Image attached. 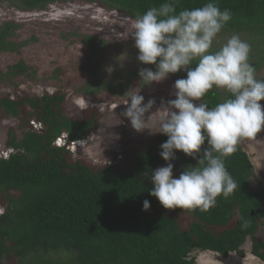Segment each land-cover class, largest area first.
<instances>
[{"label":"trees","instance_id":"obj_1","mask_svg":"<svg viewBox=\"0 0 264 264\" xmlns=\"http://www.w3.org/2000/svg\"><path fill=\"white\" fill-rule=\"evenodd\" d=\"M25 10L45 9L55 2L74 0H10ZM135 18L165 0H85ZM209 0H178L177 11L201 7ZM221 10L232 16L217 37L238 34L251 46L250 62L256 74L264 70V0H215ZM20 24L0 23V53H20L27 40L15 39ZM89 51L83 69L89 78L75 87L80 96H97L104 92L127 97L131 82L141 81L139 70L126 76L116 72L113 80L98 75L94 56L106 47L95 34H79ZM218 50L224 43L216 44ZM195 67V65H192ZM156 70L155 65L149 67ZM36 69L24 60L0 70V85L15 84L20 76L35 77ZM173 79L186 78L180 71L169 74ZM222 89H213L204 97L209 107L227 98ZM66 93L26 95L0 98V109L20 117L24 127L21 138L9 132L7 146L14 149L9 158L0 159V264L10 259L14 264H196L194 249L211 251L224 257L248 252L264 261V240L257 237L264 229V186H252L255 167L243 147L225 160L238 187L227 199L218 197L208 211L165 209L148 189L152 186L151 170L166 165L160 145L167 136L160 132L143 144L129 143L117 162L96 164L74 158L66 147L54 145L62 134L68 141L86 138L97 116L85 120L64 114ZM264 102V101H263ZM198 103V102H197ZM28 108H31L30 112ZM25 112H24V111ZM31 117L41 122V130L31 126ZM26 127V130H25ZM127 135V133H125ZM203 147H207V142ZM172 161L177 175L197 160L177 150ZM150 201L143 210V201ZM187 214L188 224L178 218ZM253 212V213H252ZM244 222L248 226L242 227ZM251 240V248L244 245Z\"/></svg>","mask_w":264,"mask_h":264},{"label":"clouds","instance_id":"obj_2","mask_svg":"<svg viewBox=\"0 0 264 264\" xmlns=\"http://www.w3.org/2000/svg\"><path fill=\"white\" fill-rule=\"evenodd\" d=\"M177 3L165 0L159 7L137 14L133 24L138 61L156 68L139 69L144 85L161 82L169 74L187 73L174 83L176 98L162 107L165 114L159 119L158 132L168 138L160 145V155L167 163L151 170L148 191L165 209L205 212L216 206L218 197L227 199L238 187L225 160L243 140L255 139L264 130V80L256 77L250 62V44L238 34L213 50L218 34L231 19L230 9L221 10L215 0H209L201 7L177 11ZM213 89H222L228 96L209 107L204 97ZM144 101L140 91H133L121 113L138 132L150 129L146 124L152 113L146 114L156 103L151 98ZM31 126L37 131L43 127L36 119ZM67 138V133L62 134L54 145L69 149V143L79 141ZM205 142L207 147H203ZM177 150L197 160L178 177L172 163ZM12 153L14 149L9 155L0 153V159ZM150 207L145 199L143 210ZM247 226V222L242 225Z\"/></svg>","mask_w":264,"mask_h":264},{"label":"rangeland","instance_id":"obj_3","mask_svg":"<svg viewBox=\"0 0 264 264\" xmlns=\"http://www.w3.org/2000/svg\"><path fill=\"white\" fill-rule=\"evenodd\" d=\"M14 21L20 24L15 39L27 40L20 53L1 52L0 70L5 71L8 66L24 60L36 69L35 77L20 76L15 84L0 85V98L10 94L14 98L26 95H43L54 92L66 93L64 114L77 120H85L96 114L97 119L93 130L86 138L71 142L68 148L74 158L86 159L96 164L117 162L126 152L129 143L143 144L158 135L159 119L165 114L162 108L170 99L176 97L172 94L174 83L169 75L161 82H152L147 87L139 86L138 80L131 82L128 96L118 97L104 92L97 96H80L75 93V87L89 78V67L83 69L86 62L88 47L82 43L79 34H95L106 41L104 50L97 53L92 60L99 66L98 75L113 80L119 72L126 76L141 67H151L138 61V49L132 37L135 18L125 13L103 6L100 2L74 0L55 2L45 9L25 10L20 4L10 0H0V23ZM228 37H217L216 44L226 43ZM256 77L264 80V70H260ZM185 78V77H183ZM133 91H140L148 99H155L151 115L143 131L132 128L130 120L121 113L126 107L129 96ZM264 104L263 101H261ZM31 112L32 109L28 108ZM24 111V110H23ZM25 112V111H24ZM34 117H31V121ZM25 126L20 117L6 115L0 109V153L12 151L7 146L9 132H14L21 138ZM26 130V127H25ZM127 133V135H125ZM68 139V138H67ZM63 142L65 140L62 139ZM83 144V148L82 145ZM243 147L250 156L255 167L252 186H264V130L257 134L255 139L243 140ZM166 166V165H161ZM177 170L174 169V176ZM1 197V196H0ZM0 205V212L3 211ZM178 218L183 227L188 224L187 214L180 213ZM257 237L264 240V229L261 227ZM244 247L251 248L249 239ZM191 256L196 258V264H264V261L250 252L245 257L230 254L224 257L211 251L194 249ZM10 259L6 264H14Z\"/></svg>","mask_w":264,"mask_h":264},{"label":"water","instance_id":"obj_4","mask_svg":"<svg viewBox=\"0 0 264 264\" xmlns=\"http://www.w3.org/2000/svg\"><path fill=\"white\" fill-rule=\"evenodd\" d=\"M253 213V212H252Z\"/></svg>","mask_w":264,"mask_h":264}]
</instances>
